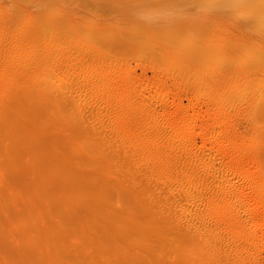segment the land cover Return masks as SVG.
<instances>
[{"label": "rangeland", "instance_id": "1", "mask_svg": "<svg viewBox=\"0 0 264 264\" xmlns=\"http://www.w3.org/2000/svg\"><path fill=\"white\" fill-rule=\"evenodd\" d=\"M263 2L0 0V264H177L134 220L148 207L161 215L184 190L172 192L162 178L156 186L145 158L132 152L135 141L122 142L117 131L133 100L153 109L168 103L166 112L141 115L140 133L174 112L195 123L191 106L200 103L197 118L224 119L225 144L260 153L264 166V104L252 105L264 89ZM54 61L62 69L43 85ZM243 85L245 93L234 92ZM105 100L116 103L112 113L97 108ZM212 161L232 184L260 163L241 175ZM134 170L141 188L128 181ZM187 204L175 205L180 214ZM250 204L240 207L250 216L247 232L258 228V202Z\"/></svg>", "mask_w": 264, "mask_h": 264}, {"label": "bare ground", "instance_id": "2", "mask_svg": "<svg viewBox=\"0 0 264 264\" xmlns=\"http://www.w3.org/2000/svg\"><path fill=\"white\" fill-rule=\"evenodd\" d=\"M55 64L58 66L57 61L53 62L54 66H56ZM61 64H59V66ZM65 65H63V67L66 68L68 64ZM61 66L58 69H56V67H51L50 72L41 77L42 84L48 85L51 83L52 76L59 73V69H62ZM61 78L64 79V77ZM96 79L92 81V86H97L98 83H100L98 79ZM59 81L60 78L56 79L54 86L56 85V87H58ZM246 86H240L234 89V92L245 93L248 87ZM258 90L257 93H255L256 96L258 94L257 99L254 100L255 102L252 103V105L264 104V89L259 86ZM141 98L142 100L140 99V102L143 101L144 104L146 98ZM108 100H105L106 106L97 107L98 109L102 108V111L105 110L106 114L112 113L116 106L114 105L116 104L114 101L110 103ZM122 103L124 104L125 102ZM167 104L162 103L160 108L157 109L155 107L153 109L151 108L152 105L149 103L142 106V104H136V101L133 100L130 107L124 110L125 117L122 121V128L117 131V135L121 138V141L122 139L123 141H135L136 144L132 152L138 154L137 156L140 155L139 157L143 156L145 158V163H147L145 165H147L150 174L155 176V181L162 178L172 192L176 190H174V188L177 186L184 190L182 197H179L182 194L179 188V191L177 190V192L180 193L178 194L179 196L177 192H175L177 197H179L177 198V202L174 201L173 196L169 195L171 193L170 191L167 195L164 193L168 198L172 197L175 203L171 201V203L168 204L172 206H165V209L160 208L162 210L161 215L160 211H154L158 207L145 208V213L141 212L142 214L140 217H138L140 215L138 213L137 217H135V227L137 229L141 228L149 231V234L153 235V237L156 236L153 241L162 243V252L172 249L175 253V257L179 260V264H264V188L261 187H264V166L260 165L262 159L258 160L260 153L258 155L254 154L255 151L252 152L248 149L237 152L233 146L225 144L228 137L227 132L231 130L230 125H227L224 119H222L224 121L218 120L217 117L212 115H202L200 118H197V113L200 112V106H202L200 103V106L196 103L191 106L194 110L192 115L195 116V118H193L195 123H190L188 120L191 116L190 114L187 113V115L186 113L174 112L170 117L169 115L168 118L166 117L164 126H153L155 129L147 133L136 132L139 126H141V121L144 119H142L141 115L144 114L143 116L146 118V114L154 111L157 112L159 109L161 112H166L168 111ZM226 116L227 114L224 115V117ZM197 119H199V123ZM222 124L227 126L224 127L221 132L217 131L216 127ZM144 130V132L147 131L146 129ZM66 143H68V141ZM214 157L220 158L222 163H224L223 166L228 164L233 171L235 170L237 173H241V175L246 168L248 169V165H255L257 160V163L259 161L260 163H258V168L255 167L256 169H254V173L252 172L250 177H241V179L232 184V182H234L232 181V176L222 173L220 176L216 174L221 168H219V166L214 167L215 165L212 163ZM135 160L136 159H134V161ZM127 167L129 169L130 164L128 165L127 163ZM132 167H134V165ZM135 170V173L131 172V174H128V181L134 186L138 185L141 188L143 182L138 179L137 176L139 175ZM154 178L150 179L154 181ZM158 182L159 181H157L156 186L160 185ZM153 185H155V183ZM161 186L158 187L161 189ZM155 193L157 192L155 191ZM150 194L147 196H150ZM155 195L153 197L158 196ZM176 195L174 198H176ZM161 197H158V199ZM253 200H257L258 206L255 209V214H253V216L251 215V219L254 218L256 223H258V228L252 232H247L244 230V227L249 219V215L242 216L243 213H241L242 209L240 207L241 205L247 206ZM172 203H174V205ZM186 203H188V206H186L185 209L184 206L181 207L183 208V213L180 214V208H176L175 205L180 207V205L182 206V204L184 205ZM163 204L165 205V203ZM170 207L172 208L170 209ZM174 207L176 211L178 209L180 217L186 218V220L183 219L185 222L182 223V220H180L181 218H178V216H172V213L174 214L175 212L172 210ZM151 213L152 217L150 216ZM157 216L161 219H157ZM141 217H145L146 219L143 221ZM246 217L248 219H246ZM140 219L142 221H140ZM160 233H162V235ZM147 252L146 255H149ZM250 252L254 255V260L252 258L253 262L248 260V256H246V254Z\"/></svg>", "mask_w": 264, "mask_h": 264}]
</instances>
